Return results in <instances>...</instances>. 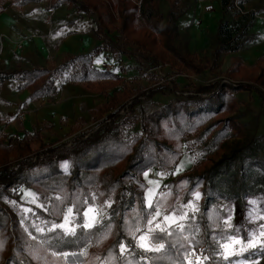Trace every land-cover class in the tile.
Listing matches in <instances>:
<instances>
[{
	"label": "trees",
	"instance_id": "16d2710c",
	"mask_svg": "<svg viewBox=\"0 0 264 264\" xmlns=\"http://www.w3.org/2000/svg\"><path fill=\"white\" fill-rule=\"evenodd\" d=\"M162 1H167L170 6L166 17L160 11ZM80 2L86 7H81ZM185 2L140 0L136 6L133 0H0V14L7 6L22 9L38 3H47L51 10L63 5L79 11L92 9L98 17L93 32L107 39L109 34H117L115 39H108L107 46L97 47L88 55L69 56L57 67L30 71L18 67L0 72V86L6 81L17 82L18 90L30 92L32 102L54 98L62 79L80 85L86 91L110 97L108 102L90 111L92 120L100 128L87 136L82 131L87 124L84 118L77 120L72 127L73 133L81 131L86 138L69 150L68 172L61 171L60 162L65 156L57 154L55 149L49 151L51 154L40 163L25 160L26 164H14L35 154L31 146L40 141L37 133L22 130L23 136L19 139L0 138V264H45L44 260H34L33 253L47 256V264H55L49 259L51 250L46 252L25 234L16 217L17 207L3 205V201L10 197L20 198L21 190L25 188L34 189L38 202L47 207V211L38 209L34 217L48 221V226L52 221L60 222L61 218L53 211L55 207L64 208L76 201L83 209L89 204L104 206L105 202L111 201L109 219L105 221L111 223V234L100 240V233L92 230L96 234L87 239L94 252L85 257V264H102L109 251L115 257L113 264H123L118 242L128 245L132 239L128 235L130 225L139 222L143 227V217L150 211L145 200L148 184L143 179L144 173L173 168L182 155V142L188 136H196L203 143L202 149L210 154L200 167H194L191 172L171 181L168 184L171 193L161 201L169 211L181 212L180 203L187 204L198 190L203 192L202 211L188 214L189 219L185 221L190 227L183 234L168 238L175 241L179 237L184 248L177 245L178 250L170 249L167 253L170 259L163 261L144 260L135 253L131 256L125 254V258L132 264H181L184 249H190L189 244L193 243L209 256L205 264H217L213 237L219 239L223 231L217 228L220 212L215 205L222 202L242 204L255 187L264 192V145L251 138L247 127L234 115L239 110L235 104L239 93H254L264 101V57L250 67L239 58L232 59L226 77L236 81V86L221 83L201 86L195 93L172 100L151 112H146L140 105L142 100L152 98L157 91L135 94L136 90L133 92L129 83L124 82L121 89L110 96L109 92L126 79L119 73L97 68L94 63L97 56L110 52L118 57L134 56L138 62H149L152 66L171 62L183 66L186 71L202 72L210 64L212 68L221 67L225 56L237 54L249 45L253 15L242 14L235 8L236 2L243 8L248 0H231L225 4V13L231 14V19L224 14L219 20L212 57L200 63L196 54L181 53L176 41L178 22L186 13ZM116 15L121 21L119 28L115 25ZM122 110L127 111L123 116L120 115ZM137 125L140 132L127 133ZM229 138L238 139L233 149L226 146ZM212 158L218 161H212ZM51 194L60 196L64 203ZM113 212L116 214L112 215ZM54 235L46 232L39 235L38 240ZM185 235L189 236L188 241L183 239ZM62 250L80 249L73 245L64 246ZM129 252H132L131 248ZM96 256L101 260H95Z\"/></svg>",
	"mask_w": 264,
	"mask_h": 264
},
{
	"label": "rangeland",
	"instance_id": "374dc122",
	"mask_svg": "<svg viewBox=\"0 0 264 264\" xmlns=\"http://www.w3.org/2000/svg\"><path fill=\"white\" fill-rule=\"evenodd\" d=\"M231 0H186V13L178 22L179 37L176 41V45L180 52L196 54L199 57L200 63L205 59L211 58L213 51L216 49L214 42V34L216 33L219 20L225 13V4ZM134 5H139L140 0H133ZM81 7H86V4L80 2ZM49 6V5H48ZM78 10L75 7L68 8V26L71 29H76L83 32L93 31L97 27V15L91 9L89 12L85 9ZM169 3L167 1H162L160 5V11L167 16L169 11ZM87 11V12H86ZM243 11L245 14L253 15L254 27L249 34V45L244 49L248 50L252 45H255L264 35V0H248L243 6ZM228 19H231V14H226ZM138 18V17H137ZM115 25L117 28L121 26V21L116 15ZM116 28V29H117ZM69 29V28H68ZM116 33L109 34L107 37L109 40H113L116 37ZM135 37V36H133ZM103 45L107 46L108 39L104 36L101 38ZM236 54L228 55L223 58V64L221 67L214 66L212 64L205 70L203 68L202 72L186 71L183 66L177 65V63L168 62V64H160L157 66H152L149 62H138V59L134 56H113L110 52H105L101 56L99 62V67L103 70H108L113 73H119L125 81H122L118 86L111 90L110 96L113 92L120 90L124 82L129 83V87L135 94L138 91H157L156 94L146 100H142L140 107L146 112H151L163 105L168 104L172 100H177L185 97L191 93H195L196 89L201 86H209L215 83L231 84L236 86V81L226 77L227 71L232 66V59L236 58ZM198 66V65H197ZM65 82L62 79L59 83ZM206 96V95H205ZM203 96V97H205ZM100 97V96H99ZM99 99L103 102H108L110 97L101 96ZM235 104L239 106V110L234 114L239 117L242 124L247 127L248 133L251 138H253L258 144L264 145V101H262L256 94H250L248 92L239 93L236 97ZM138 110H140L138 108ZM127 111L122 110L120 115L126 114ZM210 122L207 124V126ZM97 123L90 125L88 128L83 130L86 135L89 136L96 129H98ZM63 130V129H61ZM35 132H39L40 141L32 144L33 151L35 154L31 155L29 158L24 160H19L14 164L25 163V160L31 161L32 156H43L44 158L39 161L42 162L48 158L49 151L56 150L59 155H64L65 158L60 162V169L62 172H68L70 167V155L69 150L79 141L84 140L86 136H82L81 132L68 138V136L57 137L51 130L48 129V125L42 124V126L34 127ZM140 127L137 125L134 129L127 131L128 134H133L140 132ZM59 135H62L59 130H57ZM56 137H55V136ZM15 137L17 133H14ZM238 139L229 138L227 140L226 146L229 149L235 148ZM183 147L181 149L182 155L178 160V163L171 169L164 172H157L156 170L146 171L143 175V179L148 184V188H153V184L149 181H157L158 188L154 189L155 195L153 199L160 197V193L170 194L171 190L168 188V184L177 179L179 176L189 173L194 167H200L205 161L209 152H205L202 149L203 143L196 139V136H188L183 140ZM223 155L221 154V157ZM220 157V158H221ZM212 161H218L212 158ZM67 163L68 167L65 169L63 165ZM179 169V171H177ZM159 173H164L163 176L158 175ZM28 193H34L37 195L36 191L32 188L24 189L20 198L10 197L3 201V205H14L17 207L16 217L19 219L26 235L29 236L31 233L34 236L43 235L37 233L33 225H41V219L35 218L36 211L38 209L45 210L44 208L37 207L36 203H32V197L27 195ZM199 193V199H196L195 194ZM191 200L187 204L180 203L182 208L181 213H197L202 211L204 203V195L202 190H198ZM146 194V193H145ZM51 196H58L57 194H51ZM146 197V196H145ZM250 201H256L253 205ZM38 204H41L37 201ZM193 204L199 210L196 212L192 211L191 207H185V205ZM97 207H103L101 205H96ZM215 207L220 212V221L217 228L220 231H232L231 229H225L223 221L229 216L231 217V224L233 229H241V235H244L247 230L255 228V224L249 223L248 213L256 208L261 214H264V192L259 187H255L253 192L249 194L244 203L237 204L235 202H222L215 205ZM47 208V207H46ZM30 209L31 211H26ZM109 208H105V212L108 214ZM93 214L90 213V217ZM185 223V221H184ZM257 223H264V221H257ZM47 232V231H46ZM45 232V233H46ZM31 239V238H30ZM39 239V238H38ZM35 241L39 244L38 240ZM190 249L195 247L193 243L189 244ZM214 249L217 247L214 242ZM239 247V246H236ZM197 255L208 256L203 248H196ZM94 252L92 247L88 248V254ZM209 257V256H208ZM214 258L217 264H229L228 260H223L219 255L214 254ZM50 262L55 264H64L63 260H57L50 256ZM232 264H264V254L258 249H249L248 252L239 256L230 257ZM206 261H202L205 264ZM78 264H85V257H80Z\"/></svg>",
	"mask_w": 264,
	"mask_h": 264
},
{
	"label": "crops",
	"instance_id": "0c3cea01",
	"mask_svg": "<svg viewBox=\"0 0 264 264\" xmlns=\"http://www.w3.org/2000/svg\"><path fill=\"white\" fill-rule=\"evenodd\" d=\"M102 37L93 31L71 29L67 5L55 10H51L47 3L29 4L22 9L7 6L0 14V72L18 67L27 71L57 67L69 56L88 55L97 47H103ZM102 55L94 59L97 68H100ZM235 57L249 67L253 66L264 57V35L255 45ZM17 86L18 83L12 81L0 86V138H15V132L22 137V130L41 135L34 131V127L45 123L57 137L69 138L78 133L72 132L77 120H86L82 131L95 124L90 111L106 103L99 99L102 95L66 81L58 83V93L54 98L34 102L29 100L28 90L20 91ZM23 192L24 189L21 194Z\"/></svg>",
	"mask_w": 264,
	"mask_h": 264
},
{
	"label": "snow or ice",
	"instance_id": "6c2138e0",
	"mask_svg": "<svg viewBox=\"0 0 264 264\" xmlns=\"http://www.w3.org/2000/svg\"><path fill=\"white\" fill-rule=\"evenodd\" d=\"M63 167L67 169V163ZM158 175L163 176L164 173H159ZM145 176L147 177V173H145ZM149 183L153 184L154 187L146 189V206L150 211L143 217L145 220L143 227H141L139 222L130 225L128 235L132 239L129 244L125 245L122 242H118L119 255L123 260V264H132L131 260L125 258V254L131 256L135 253L141 259L155 262L170 259L167 253L170 249H177V245L180 248H184V245L180 244L179 237L175 241L168 238L176 236L177 233L183 234L186 228L190 227L184 223V221L189 219L188 213H181L176 209L169 211L161 202L166 199V194L164 193L159 194L160 199L154 200V189L158 188V182L149 181ZM27 195L32 197L31 202L36 203L37 207L44 208L45 211L48 210L45 205L37 203L39 197L36 194L28 193ZM195 196L196 199H199V193H196ZM55 199L60 201L61 204L64 203V200L60 196L55 197ZM92 199H96L95 195H93ZM250 203L255 205L256 201H250ZM185 207H191L193 212L199 210L193 204L185 205ZM105 208H111V201L105 202L103 207L89 204L86 208L82 209L76 201H72L71 206L64 208L55 207L53 211L61 218L59 223L52 221L50 226H48L49 222L42 220L41 224L44 226L33 225L37 233L44 234L46 231L48 233H55L54 236L40 240V247L46 252L51 250L49 255L57 260H63L64 264H78L80 257L88 256V248L91 247V244L87 237L95 235L98 232L100 233V240H103L107 239L108 235L111 234V223H105L109 219ZM26 211L31 210L26 209ZM90 213L93 214L91 217ZM115 214V212L112 213V215ZM248 220L249 223L255 224L256 227L247 230L244 235H241V229H233V225L230 222L231 217L229 216L225 219L223 221L225 229H231L232 231H223L219 239L213 237L217 246L213 249L214 254L219 255L223 260H228L229 264H232L230 257L243 255L249 249H258L261 254H264V223H257V221H264V214L253 208L248 213ZM93 229H96V232H93ZM196 230L198 231V227ZM29 236L33 241H37L38 239L37 236L31 233H29ZM183 239L188 241L189 236L185 235ZM195 243H198V241ZM73 245L79 247L80 250L71 252L62 250L64 246ZM129 248L132 249V252H129ZM137 249L140 251L137 252ZM146 253H163L164 255L148 257L145 255ZM33 259L38 262L44 260L45 264H47V256L42 257L38 253H33ZM208 259V256L201 257L197 255L195 247L191 249L185 248L181 264H202V261ZM95 260L100 261L101 257L96 256ZM114 261L115 257L109 251L108 256L104 258L102 264H113Z\"/></svg>",
	"mask_w": 264,
	"mask_h": 264
},
{
	"label": "built area",
	"instance_id": "2783aa9c",
	"mask_svg": "<svg viewBox=\"0 0 264 264\" xmlns=\"http://www.w3.org/2000/svg\"><path fill=\"white\" fill-rule=\"evenodd\" d=\"M235 8L237 10H239L242 14H245L244 11H243V8L239 5L238 2L235 3ZM15 138L19 139V137H15ZM43 158H44L43 156H41V157L40 156H32L31 157V162L32 163H37V162L41 161Z\"/></svg>",
	"mask_w": 264,
	"mask_h": 264
}]
</instances>
